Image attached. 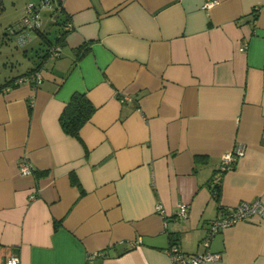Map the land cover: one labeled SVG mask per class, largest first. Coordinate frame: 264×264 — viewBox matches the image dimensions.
I'll return each mask as SVG.
<instances>
[{
	"label": "crops",
	"instance_id": "1",
	"mask_svg": "<svg viewBox=\"0 0 264 264\" xmlns=\"http://www.w3.org/2000/svg\"><path fill=\"white\" fill-rule=\"evenodd\" d=\"M56 1L59 55L0 82L13 79L0 91V264L203 252L220 210L264 202V0ZM37 66L39 84L16 82ZM74 93L95 108L78 136L59 120ZM208 249L220 258L205 264H264V216L218 231Z\"/></svg>",
	"mask_w": 264,
	"mask_h": 264
},
{
	"label": "rangeland",
	"instance_id": "2",
	"mask_svg": "<svg viewBox=\"0 0 264 264\" xmlns=\"http://www.w3.org/2000/svg\"><path fill=\"white\" fill-rule=\"evenodd\" d=\"M0 7L1 82L40 62L38 55L57 43L63 18L56 0H1Z\"/></svg>",
	"mask_w": 264,
	"mask_h": 264
},
{
	"label": "built area",
	"instance_id": "3",
	"mask_svg": "<svg viewBox=\"0 0 264 264\" xmlns=\"http://www.w3.org/2000/svg\"><path fill=\"white\" fill-rule=\"evenodd\" d=\"M217 3V0H203L202 8L210 9ZM29 20L24 18V22ZM50 56H58L60 53L59 46H52L49 50ZM31 81L37 85L42 81V74L40 70L31 71L23 76H20L16 82ZM125 99H128L125 98ZM123 101V99H122ZM243 154L240 147L234 148L231 152L223 154L220 164L217 167V174L215 176L216 182L220 181L222 173L233 168L238 158ZM19 171L22 176L32 174L33 166L27 160L19 162ZM35 193L30 195L34 198ZM156 210L161 212V206L157 205ZM187 213V205L184 203L178 204V217H185ZM254 216H264V202L260 199L251 201H241L237 203L232 209L220 210L215 218L210 220L202 237L201 244L204 246V251L201 253L188 254L185 253L177 244H171L167 247L166 251L169 255L172 264H205L207 261L216 260L220 258V253L209 251V243L211 238L220 230L234 225L240 221H250ZM141 240L138 239V242ZM2 264H20V259L16 254H10L1 261Z\"/></svg>",
	"mask_w": 264,
	"mask_h": 264
},
{
	"label": "trees",
	"instance_id": "4",
	"mask_svg": "<svg viewBox=\"0 0 264 264\" xmlns=\"http://www.w3.org/2000/svg\"><path fill=\"white\" fill-rule=\"evenodd\" d=\"M1 6V0H0ZM1 9V7H0ZM50 47V46H49ZM49 48L39 56L41 62L48 57ZM87 48L82 45L74 50L77 56H82L86 52ZM40 63V62H39ZM41 64V63H40ZM39 66L34 69H31L29 72L37 70ZM13 79L6 80L0 84V91L9 85ZM94 106L90 103L88 98L84 94L74 93L71 97L69 102L63 108L59 120L61 127L64 132L67 134L78 136V132L80 128L86 123V121L91 117L92 113L94 112ZM219 186L218 182H215L214 185V194L217 195V188Z\"/></svg>",
	"mask_w": 264,
	"mask_h": 264
},
{
	"label": "flooded vegetation",
	"instance_id": "5",
	"mask_svg": "<svg viewBox=\"0 0 264 264\" xmlns=\"http://www.w3.org/2000/svg\"><path fill=\"white\" fill-rule=\"evenodd\" d=\"M52 46L49 47V49L51 48Z\"/></svg>",
	"mask_w": 264,
	"mask_h": 264
},
{
	"label": "water",
	"instance_id": "6",
	"mask_svg": "<svg viewBox=\"0 0 264 264\" xmlns=\"http://www.w3.org/2000/svg\"><path fill=\"white\" fill-rule=\"evenodd\" d=\"M58 16V15H57ZM57 18V17H56Z\"/></svg>",
	"mask_w": 264,
	"mask_h": 264
}]
</instances>
